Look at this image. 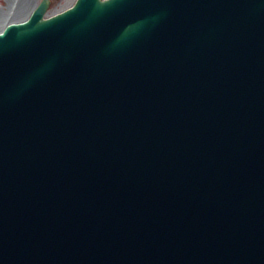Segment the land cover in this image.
Returning a JSON list of instances; mask_svg holds the SVG:
<instances>
[{"label":"water","instance_id":"obj_1","mask_svg":"<svg viewBox=\"0 0 264 264\" xmlns=\"http://www.w3.org/2000/svg\"><path fill=\"white\" fill-rule=\"evenodd\" d=\"M49 4L0 31V264H264V0Z\"/></svg>","mask_w":264,"mask_h":264},{"label":"rangeland","instance_id":"obj_2","mask_svg":"<svg viewBox=\"0 0 264 264\" xmlns=\"http://www.w3.org/2000/svg\"><path fill=\"white\" fill-rule=\"evenodd\" d=\"M42 0H0V29L4 28L9 20H23ZM27 5L23 8L20 5ZM75 0H50L48 14L62 11L71 6ZM32 12V11H31Z\"/></svg>","mask_w":264,"mask_h":264},{"label":"bare ground","instance_id":"obj_3","mask_svg":"<svg viewBox=\"0 0 264 264\" xmlns=\"http://www.w3.org/2000/svg\"><path fill=\"white\" fill-rule=\"evenodd\" d=\"M26 5H27V2H26V4H24V2H23L20 6L24 8ZM34 8H35V6L32 8V10H33ZM32 10H31V11H32ZM31 11H30V13H29V14H28L23 20H25L26 18L29 17V15L31 14ZM23 20H21V19H12V20H9L8 23H11V22H18V21H23ZM8 23H7V24H8ZM7 24H6V25H7ZM4 27H5V26H4ZM2 29H3V28H2ZM2 29H0V31H1Z\"/></svg>","mask_w":264,"mask_h":264}]
</instances>
